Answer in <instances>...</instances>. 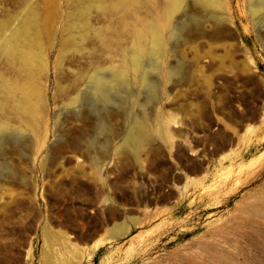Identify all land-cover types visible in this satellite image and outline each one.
<instances>
[{
  "label": "rangeland",
  "instance_id": "374dc122",
  "mask_svg": "<svg viewBox=\"0 0 264 264\" xmlns=\"http://www.w3.org/2000/svg\"><path fill=\"white\" fill-rule=\"evenodd\" d=\"M219 2L215 21L189 0L176 12L170 0L115 11L114 0H0V27L35 10L39 58L34 117L11 106L21 139L0 146V264H222L214 251L264 264V218L251 210L264 200V21L250 0ZM150 21L178 72L152 74L153 98L130 84L96 112L76 102L94 71L121 67L134 28ZM3 78L29 74L0 50L11 104Z\"/></svg>",
  "mask_w": 264,
  "mask_h": 264
},
{
  "label": "bare ground",
  "instance_id": "6f19581e",
  "mask_svg": "<svg viewBox=\"0 0 264 264\" xmlns=\"http://www.w3.org/2000/svg\"><path fill=\"white\" fill-rule=\"evenodd\" d=\"M129 1L130 0H114V3L110 5V8L115 11V9L118 7L126 6ZM184 1L186 0H170L168 10L171 12L178 11ZM189 1L194 8L206 15L207 18L213 19L215 21L222 20V17L218 16L215 12L220 6L219 0ZM29 6L30 5H27V9L23 12V14H19L9 23H3L2 27H0V50L12 60L18 62L20 67L29 74V79L22 84L17 82L9 83L8 80L4 78L2 79L1 87L5 91L6 97L11 100V104L0 97V146L8 139H21L20 132L22 129H17L14 127V125L8 122L7 114L11 113V106H13L18 114L28 115V117L30 116L28 119L31 120L34 117L36 110L35 106L37 102L32 99V96L34 94H39V89L33 84V74L31 68L33 66L34 60L38 58L35 55L37 46L32 40V38H34L37 34L38 24L35 18L36 12L32 7L30 8ZM249 11L259 21L263 22L264 0H250ZM182 16L187 17L186 12H184ZM151 23H146L141 27L134 28L133 43L126 51H123L122 53L121 67L110 69L106 68L107 71L104 69L106 72H102L101 70L94 71L88 77L85 90L78 95L79 98L76 102H79L80 105H87L94 112H96L98 110V106L101 104L106 105L108 103H118L117 101H120L117 97L118 92L120 90H124L128 94L130 84H135L138 87L147 89V95H149L150 98H153L156 95V84L152 79V74H165L169 76L170 74L178 72L179 68L165 66V41L163 34L158 24L154 23L153 21ZM190 23L198 26V24L201 23V19L197 18L196 16H192L190 17ZM184 30L185 24L182 22L174 23L171 28V37L176 39L180 38ZM37 61H39V58ZM38 98L41 100L42 96H39ZM131 104L132 106L137 105L136 97L132 99ZM136 126L137 123L133 122V125L125 135V144L130 145L135 142L134 129ZM251 210L256 215H261L264 218V200L254 202L252 204ZM124 230V225L115 226L113 227L112 232L114 234H119ZM71 252L72 250L68 252L70 253V255L68 254L70 258H72ZM214 252H217V254H214ZM214 252H210L214 255H212V257L216 258L215 256L218 255V261H224L222 264H235L232 260L226 257L227 255L222 254V252L220 254L223 256L218 254L219 251ZM57 259L55 261H57ZM61 260L63 264H66L64 262L70 263V261H66L65 258H60V260H58L59 263ZM49 263L50 262H48V264ZM56 264H58V262H56Z\"/></svg>",
  "mask_w": 264,
  "mask_h": 264
},
{
  "label": "water",
  "instance_id": "95a60500",
  "mask_svg": "<svg viewBox=\"0 0 264 264\" xmlns=\"http://www.w3.org/2000/svg\"><path fill=\"white\" fill-rule=\"evenodd\" d=\"M115 237H116V235L113 234V233L111 232V233H109V235L105 238V240H113V239H115Z\"/></svg>",
  "mask_w": 264,
  "mask_h": 264
}]
</instances>
